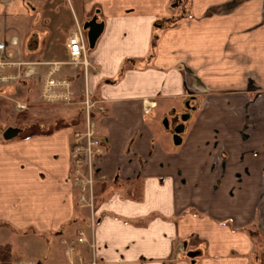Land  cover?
Listing matches in <instances>:
<instances>
[{"label": "crops", "instance_id": "obj_1", "mask_svg": "<svg viewBox=\"0 0 264 264\" xmlns=\"http://www.w3.org/2000/svg\"><path fill=\"white\" fill-rule=\"evenodd\" d=\"M77 25L86 74L67 61ZM1 40L33 73L0 102L59 103L65 124L0 135V243L29 255L11 264H264V0H0ZM49 74L73 102L41 96ZM84 90L103 148L91 211L68 168ZM167 111L188 114L176 146ZM48 242L63 249L46 261Z\"/></svg>", "mask_w": 264, "mask_h": 264}, {"label": "built area", "instance_id": "obj_2", "mask_svg": "<svg viewBox=\"0 0 264 264\" xmlns=\"http://www.w3.org/2000/svg\"><path fill=\"white\" fill-rule=\"evenodd\" d=\"M83 42V34H81V29L77 25L73 31L68 33L66 39V47L68 49L67 61L73 66L82 65V70L84 74H86L88 61L83 55L85 50ZM5 44V41H0V88L6 81L13 80L18 76L27 77V75L33 73V62L23 63L13 59L10 52L5 49ZM20 64H23L25 67L19 72L15 71V74L7 72V69H12L15 66L18 68V65ZM52 64L57 66L56 63ZM49 75L50 77H46L42 83L43 86L40 92L41 96L45 100H48V102L56 100L64 104L73 102V95L70 94L67 83L59 81V79H56L51 74ZM86 91L87 90H84L82 93L83 96L77 100L79 107L83 111L82 119L84 127L78 131H72L71 140H69L70 164L68 168L71 173V178L76 181V184L79 186L78 203L87 206L91 211L93 207V181L97 178V175L93 172L91 167L92 158L95 154L101 153L103 148L99 142L98 135L91 127L90 114L93 107H95L94 105L96 101L92 99ZM16 106L21 107L22 105L17 104ZM99 108L101 110V107ZM76 240L80 242L83 241V238L80 235L79 237H76Z\"/></svg>", "mask_w": 264, "mask_h": 264}, {"label": "rangeland", "instance_id": "obj_3", "mask_svg": "<svg viewBox=\"0 0 264 264\" xmlns=\"http://www.w3.org/2000/svg\"><path fill=\"white\" fill-rule=\"evenodd\" d=\"M150 49H151V45H150ZM128 60H130V59H128ZM128 60H126L125 63H127ZM57 104H59V103L50 105L49 107L47 106L46 107L47 112L42 114L41 117L39 115H37V113L28 115V117H27L25 111L19 112V111L13 110V105L11 103L6 102V101H1L0 102V132L8 124H11V126H13L14 128H18V130L20 129L21 132H24V131L28 132L29 130L39 129V127H41L43 125H48V124L50 125L51 123H57L56 121H58V119H59L57 117L59 115H61L59 113V111H61V108H59ZM176 112H178V111H176ZM181 113H182V111H180L178 114H181ZM24 115H26L27 118L24 117ZM44 116L47 117V119H45ZM162 116L163 117L161 119V123L163 122V119H165V121L167 123L165 128H167V130L171 131V133H172L173 126H174L173 125L174 123L172 120L173 115L170 114V111H167V112H164ZM54 118H55V121L53 122ZM61 118H65V117H61ZM63 120H65V119H63ZM179 121H180L179 115H177L176 122H179ZM57 125L62 126L65 124H62V122L60 120V121H58ZM161 125H163V124H161ZM161 127L164 128V126H161ZM17 134L20 135V132H18ZM48 240H49V238H48ZM32 245H33V243L30 244V248ZM59 249L62 250L63 246L60 245V247L59 248L57 247V250H56L55 245L48 242V247H47L46 251H44V254L47 255V259H45V260L47 261L48 259L53 258L51 253L55 254V257H57V254L59 253V251H58ZM12 255H13V257L14 256L20 257L21 260L24 258L25 259L29 258L28 257L29 255L23 254V253L19 254L16 251V249H14V251L12 250ZM30 257L33 258L32 255H30ZM40 259L42 261H45L44 258H42V257H40ZM262 263H264V259L262 260Z\"/></svg>", "mask_w": 264, "mask_h": 264}, {"label": "water", "instance_id": "obj_4", "mask_svg": "<svg viewBox=\"0 0 264 264\" xmlns=\"http://www.w3.org/2000/svg\"><path fill=\"white\" fill-rule=\"evenodd\" d=\"M96 25L95 23H91V27L89 29L90 33L88 35V44H91V42L93 41L94 37L98 34V30H96ZM100 25H98L99 27ZM185 106H187V104H185ZM179 115V119L180 121L179 122H176L173 126V130H172V134L170 136V139L172 140V144L176 146V144H179L180 143V133L182 132L183 130V124L184 122L187 120L188 118V114L187 113H181V114H178ZM162 126H166V121L165 119H163V122H162ZM17 131H18V128H14L13 126L11 125H8L6 126L3 130H1L0 132V135H1V138L3 140L5 139H10V138H14L17 134Z\"/></svg>", "mask_w": 264, "mask_h": 264}, {"label": "trees", "instance_id": "obj_5", "mask_svg": "<svg viewBox=\"0 0 264 264\" xmlns=\"http://www.w3.org/2000/svg\"><path fill=\"white\" fill-rule=\"evenodd\" d=\"M167 25L166 23L163 24L162 26ZM155 26V24H154ZM157 27V26H155ZM156 38V35H152V39H150L149 43L153 44L152 42ZM80 119H77L73 121L74 124H78ZM72 122V121H71ZM12 248L11 245L6 244V243H0V264H11L12 263Z\"/></svg>", "mask_w": 264, "mask_h": 264}]
</instances>
